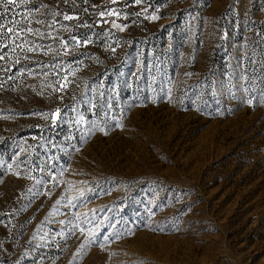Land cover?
I'll return each mask as SVG.
<instances>
[{
    "label": "rangeland",
    "instance_id": "rangeland-1",
    "mask_svg": "<svg viewBox=\"0 0 264 264\" xmlns=\"http://www.w3.org/2000/svg\"><path fill=\"white\" fill-rule=\"evenodd\" d=\"M29 11L56 38L0 61V264H264V0Z\"/></svg>",
    "mask_w": 264,
    "mask_h": 264
},
{
    "label": "snow or ice",
    "instance_id": "snow-or-ice-1",
    "mask_svg": "<svg viewBox=\"0 0 264 264\" xmlns=\"http://www.w3.org/2000/svg\"><path fill=\"white\" fill-rule=\"evenodd\" d=\"M29 2V0H0V7H2L3 11L0 12V61H3L5 59L6 56H8L7 52H4L3 49L5 48H9V45L11 44V52L14 54L17 49H20L21 51H27V52H38L42 49L43 46L36 44L35 41H30L27 37L29 35L32 36H36L39 38H44L45 35H47L48 37L55 39L56 37L52 36L51 32H48L47 34L41 32L39 29H34L30 26H26V25H30L32 23V20L30 19V17L32 16V13L29 12H25L23 14H19V13H14L12 17L7 18L5 17V14H7L9 11H11V6H15V7H19L21 4H27ZM69 0H65V3H68ZM85 3L88 2V0H84ZM114 2V0H113ZM135 2L137 4H139L141 2V0H135ZM85 11H87V9H85ZM20 16V19H16V16ZM57 15H60V13L58 11H53L52 12V16L55 17ZM100 17H104V16H112V15H119L118 13H116L114 10L113 11H109V12H100L99 13ZM153 19H156L157 17H152ZM63 19L65 21H71V20H79L78 16L75 15H69V14H63ZM107 22V21H105ZM36 23H46L45 21H36ZM56 23H58L55 19H53L52 24L48 25L49 27H53ZM112 25L115 28L120 29L121 31H123V27L117 23H115V21H112ZM66 31L69 30L67 25H61ZM82 26L84 27H91V25L85 23ZM21 38H23L22 43L17 44L16 41L20 40ZM72 40L74 41V46L75 47H80L81 45V41L80 39L76 38V37H72ZM91 39L90 38H85L83 41V46H86L87 44L91 43ZM62 46L64 48H67V43L66 42H62ZM48 50L51 51L50 46L48 47ZM47 54V53H45ZM27 58V57H26ZM19 57H17L15 59V63H19ZM3 70V69H0ZM0 87H3L2 84H0ZM56 91H59L60 89H54ZM249 103H251V101H249ZM57 112H59V109H57Z\"/></svg>",
    "mask_w": 264,
    "mask_h": 264
}]
</instances>
